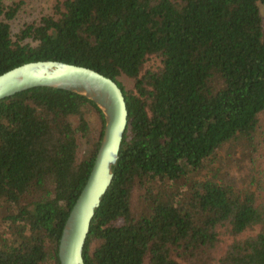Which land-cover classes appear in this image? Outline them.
Here are the masks:
<instances>
[{"label": "trees", "instance_id": "16d2710c", "mask_svg": "<svg viewBox=\"0 0 264 264\" xmlns=\"http://www.w3.org/2000/svg\"><path fill=\"white\" fill-rule=\"evenodd\" d=\"M259 4L56 0L13 33L19 4L0 0V74L61 61L112 79L124 95L126 128L84 264H264ZM103 128L97 105L71 91L0 99V264H60V235ZM135 188L147 214L132 211Z\"/></svg>", "mask_w": 264, "mask_h": 264}, {"label": "water", "instance_id": "95a60500", "mask_svg": "<svg viewBox=\"0 0 264 264\" xmlns=\"http://www.w3.org/2000/svg\"><path fill=\"white\" fill-rule=\"evenodd\" d=\"M33 87H52L82 95L97 105L104 118L91 171L69 211L58 243L60 264H84L82 251L89 226L112 181L111 169L126 128L124 95L112 79L90 68L61 61H30L0 74V99Z\"/></svg>", "mask_w": 264, "mask_h": 264}, {"label": "rangeland", "instance_id": "374dc122", "mask_svg": "<svg viewBox=\"0 0 264 264\" xmlns=\"http://www.w3.org/2000/svg\"><path fill=\"white\" fill-rule=\"evenodd\" d=\"M6 4L17 3L19 4V10L12 21V31L16 33L17 30L22 27L25 23H30L41 17L43 14L50 13L52 10V5L56 0H3ZM260 13L262 15L263 24H264V5L259 4ZM148 65V64H147ZM122 82L129 86L131 80L122 77ZM92 121L96 122L97 120L92 115ZM258 141V169L260 170V175L264 174V114L260 115V126L257 135ZM194 175V173H193ZM180 184V180L175 183V186ZM165 187H161V191H164ZM148 206L150 202L145 200L141 195V189L135 188L131 198V208L137 214H147Z\"/></svg>", "mask_w": 264, "mask_h": 264}]
</instances>
